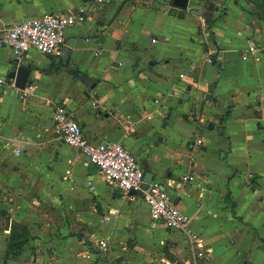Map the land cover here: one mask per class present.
Here are the masks:
<instances>
[{
	"label": "crops",
	"instance_id": "obj_1",
	"mask_svg": "<svg viewBox=\"0 0 264 264\" xmlns=\"http://www.w3.org/2000/svg\"><path fill=\"white\" fill-rule=\"evenodd\" d=\"M91 1L0 0V36ZM168 1L91 4L61 56L31 50L20 60L35 87L23 102L7 81L12 53L0 47V264H264V25L244 0H189L185 11ZM201 9L209 31L191 14ZM57 106L89 142L120 143L152 171L189 217L185 231L152 222L142 193L111 188L62 144Z\"/></svg>",
	"mask_w": 264,
	"mask_h": 264
},
{
	"label": "built area",
	"instance_id": "obj_2",
	"mask_svg": "<svg viewBox=\"0 0 264 264\" xmlns=\"http://www.w3.org/2000/svg\"><path fill=\"white\" fill-rule=\"evenodd\" d=\"M104 2L105 0H92L80 7L74 16L49 14L42 18L18 22L1 34L0 47L8 48L14 60L19 62L31 50L44 56L59 57L65 45L67 29L87 20L91 4L103 5ZM255 52L256 47L251 43L242 55V60H248ZM182 77L180 76V78ZM2 84L3 82L0 80V86ZM11 86L15 90L16 98L21 102L27 100L35 89L34 85H27L24 89H16L14 83H11ZM52 117L58 140L77 150L89 163L96 166L108 186L119 190L123 195H127L129 192L142 193V200L152 222H160L169 230L185 231L189 217L173 204L168 193L159 184L151 183L149 189H142L144 172L136 157L128 149L116 142L98 144L89 142L84 138L73 114L64 106L55 107ZM122 128L126 135L131 136L134 133L135 125L132 121L127 120L122 124ZM6 145L11 147L12 143L8 142ZM196 146H200V142L191 143L189 148L193 150ZM20 152L18 147L13 150L15 156ZM183 180L191 183L195 181V178L190 175ZM190 241L191 247L196 248L198 238L192 235ZM97 246L100 252L108 251V244L105 240H100ZM86 257L89 258L88 255Z\"/></svg>",
	"mask_w": 264,
	"mask_h": 264
},
{
	"label": "water",
	"instance_id": "obj_3",
	"mask_svg": "<svg viewBox=\"0 0 264 264\" xmlns=\"http://www.w3.org/2000/svg\"><path fill=\"white\" fill-rule=\"evenodd\" d=\"M170 6L173 8L180 9L182 11H185L188 7L189 0H170ZM155 11H159L158 7H153ZM167 13H169L171 16H177L178 18H183V14H177L174 10H167ZM191 14L196 15V16H203L205 20V26L204 30L209 31V26H210V19H211V14L210 13H204L203 9L201 10H192ZM65 66V63H63ZM31 73V68L28 66H23L19 63V61L14 60L13 61V69L12 72L8 75L7 81L13 79L14 80V86L17 89H24L27 85H30L29 75ZM190 88H188V91ZM184 99L187 100V96H184ZM209 129H212V125H209ZM153 175L154 173L152 171L146 173L144 175L143 179V185L142 189L147 190L149 189V185L153 181ZM134 192H129L128 195H133Z\"/></svg>",
	"mask_w": 264,
	"mask_h": 264
},
{
	"label": "rangeland",
	"instance_id": "obj_4",
	"mask_svg": "<svg viewBox=\"0 0 264 264\" xmlns=\"http://www.w3.org/2000/svg\"><path fill=\"white\" fill-rule=\"evenodd\" d=\"M244 1L251 8V16L255 21L264 25V12L260 8V5L263 6L264 0H251V2L249 0Z\"/></svg>",
	"mask_w": 264,
	"mask_h": 264
},
{
	"label": "trees",
	"instance_id": "obj_5",
	"mask_svg": "<svg viewBox=\"0 0 264 264\" xmlns=\"http://www.w3.org/2000/svg\"><path fill=\"white\" fill-rule=\"evenodd\" d=\"M251 2V0H249ZM167 6H170V2H164ZM260 8L262 9V11L264 12V4L263 6L260 5Z\"/></svg>",
	"mask_w": 264,
	"mask_h": 264
}]
</instances>
